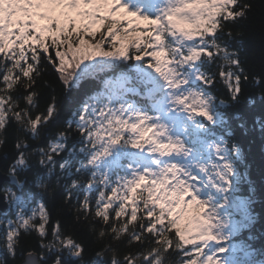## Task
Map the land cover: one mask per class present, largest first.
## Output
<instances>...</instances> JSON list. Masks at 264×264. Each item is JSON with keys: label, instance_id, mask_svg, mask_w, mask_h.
I'll list each match as a JSON object with an SVG mask.
<instances>
[{"label": "snow or ice", "instance_id": "1", "mask_svg": "<svg viewBox=\"0 0 264 264\" xmlns=\"http://www.w3.org/2000/svg\"><path fill=\"white\" fill-rule=\"evenodd\" d=\"M251 9L242 0H0V136L15 126L39 140L55 119V96L40 111L42 76L54 75L65 93L81 89L85 81L97 82L66 129L46 147L33 149L39 167L31 180L20 179L32 165L27 141L17 137L16 158L0 179V215L15 216L0 220L7 225L3 247L11 257L22 235L35 232L39 251H25L22 264H84V242L59 220L52 222L44 197L56 157L67 152L57 183L71 178L66 199L77 200L78 212L98 218L111 239L127 234L129 244L158 245L147 255L133 252L123 260L114 254L111 264H162L168 249L187 257L182 264H219L203 255L216 236L206 202L195 198L200 176L188 157L206 127L196 117L215 122L217 96L211 89L222 83L235 102L250 80L224 37L232 34L225 31L228 23L246 18ZM258 95L264 98V92ZM73 132L78 139L69 147ZM78 156L83 158L74 167ZM217 170H209V179ZM138 212L147 223L134 224ZM125 216L130 219L116 223ZM168 228L175 229V240ZM192 232L200 243L188 238ZM98 235L104 238L108 231L102 228ZM105 251L114 249L109 245ZM103 255L98 252L92 264H102ZM0 264L6 262L0 258Z\"/></svg>", "mask_w": 264, "mask_h": 264}, {"label": "trees", "instance_id": "2", "mask_svg": "<svg viewBox=\"0 0 264 264\" xmlns=\"http://www.w3.org/2000/svg\"><path fill=\"white\" fill-rule=\"evenodd\" d=\"M242 2L251 4L252 9L246 18L228 23L225 31H231L232 34L230 37L225 35L224 40L232 50L239 54L250 80L245 85V90L240 94L239 100L235 102L228 98V90L222 83L211 89V94L217 96L213 102L218 121L212 125L206 124L204 135L210 140H224L231 151L240 152V156L233 158L232 165L241 176L238 194L249 199L250 225L235 237V241L241 246L242 254L238 257L239 264H264V98L258 95V93L264 92V84L256 85L252 80L255 77L264 82V0H242ZM52 52L53 50L50 49L49 54ZM213 70H216L215 67ZM48 71L50 72L51 69ZM101 78H103V74H101ZM96 83L95 81H85L81 89L65 93L55 81L54 75L42 76L39 80L40 87L37 89L44 96L40 102V111H43L45 107V100H50L52 96H55L58 113L49 126L41 130L39 140H33L30 134L18 131L15 126L8 129L7 135L0 136V140L5 141L0 144V170L3 173H8V167L14 162L17 155L14 145L17 137H20L25 139L29 145L25 151L29 155V163L32 165L27 173L20 174V179L23 180L27 176L31 180L32 172L39 167L37 164L39 157L33 154V149L46 147L51 139H55L59 132L66 129L67 120L71 117L72 112L83 103L87 95H91L97 90ZM221 99L223 102H220ZM32 114L36 115L37 112L33 111ZM77 139L78 137L73 132V136L69 140V147ZM64 156H67V152L56 157L58 162L56 173L50 181H46L50 187L44 193V197L52 211V222L55 223L59 220L72 230L78 240L84 242L86 247L84 264H92V261L97 258L98 252H104L102 264H111L114 254L118 259L123 260L126 254L134 252L140 255L143 252L144 255H147L150 248L158 246L155 243H145L142 247L140 242L136 241L129 244L127 234L120 240L111 239L110 230L101 224L98 218L91 213L85 218L82 211L78 212L79 203L77 200L75 198L66 199L65 186L70 183L71 178H62L57 183V176L60 175L59 162H62ZM82 158V156H78L73 159L74 167L78 166L79 160ZM40 172L42 175H46V169H40ZM33 190L39 191L35 189L34 185ZM8 218L14 219V213H10L8 217L1 216V220ZM127 219L130 217H122L116 223H122ZM142 220L147 223L148 218L138 212V220L134 224L139 225ZM111 221H115L114 216L110 217ZM0 225V258L6 264H20L24 252L30 248L39 251L38 235L32 232L22 235L17 255L15 258L11 257L3 247L7 225L6 223ZM165 227H167V219ZM102 228L108 231V235L104 238H100L98 235ZM174 234L173 228H168L167 235L170 239H176ZM145 235L154 237V234H148L146 230ZM109 245L114 251H105ZM186 259L187 257L174 249H168L161 255L162 264H182Z\"/></svg>", "mask_w": 264, "mask_h": 264}, {"label": "rangeland", "instance_id": "3", "mask_svg": "<svg viewBox=\"0 0 264 264\" xmlns=\"http://www.w3.org/2000/svg\"><path fill=\"white\" fill-rule=\"evenodd\" d=\"M212 103L215 122L210 123L205 117L200 116L196 119L206 121L205 124H215L218 116L214 102ZM205 130V127L199 130L198 141L192 146V152L188 157L192 168L200 176V183L196 185L194 193L195 198L198 202H206L207 210L213 219L212 231L216 236V239L207 243L203 255L205 259L212 256L219 264H239L241 246L235 241V237L250 225L249 199L238 194L241 176L232 165L233 158L240 156V152L231 151L224 140L205 138ZM217 166L218 170L211 173L215 178L209 179V170ZM190 193L185 195L186 201H190ZM189 207L195 209V205ZM188 215L186 214V218L181 221L182 227L187 223ZM173 230L175 231L174 228ZM186 235L200 243L194 232ZM191 247L185 245L186 250Z\"/></svg>", "mask_w": 264, "mask_h": 264}, {"label": "water", "instance_id": "4", "mask_svg": "<svg viewBox=\"0 0 264 264\" xmlns=\"http://www.w3.org/2000/svg\"><path fill=\"white\" fill-rule=\"evenodd\" d=\"M7 176H8V174L3 173V172L0 170V179L6 178ZM0 218H1V215H0ZM20 264H22V262H21Z\"/></svg>", "mask_w": 264, "mask_h": 264}]
</instances>
